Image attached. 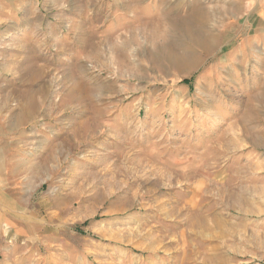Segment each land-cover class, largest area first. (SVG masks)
Here are the masks:
<instances>
[{
	"label": "rangeland",
	"instance_id": "374dc122",
	"mask_svg": "<svg viewBox=\"0 0 264 264\" xmlns=\"http://www.w3.org/2000/svg\"><path fill=\"white\" fill-rule=\"evenodd\" d=\"M27 1L0 126L54 235L0 210V264H264V0Z\"/></svg>",
	"mask_w": 264,
	"mask_h": 264
},
{
	"label": "crops",
	"instance_id": "0c3cea01",
	"mask_svg": "<svg viewBox=\"0 0 264 264\" xmlns=\"http://www.w3.org/2000/svg\"><path fill=\"white\" fill-rule=\"evenodd\" d=\"M243 2L261 3V0H244ZM27 3L34 2L19 0L11 6L7 0H0V19L8 18L10 14L14 13H16V16L19 17V15H22L20 10L22 7L25 8ZM179 5L180 3L178 4V9L180 8ZM0 80H2L1 77ZM17 127L18 131L21 129V131L25 133L26 128H22L21 126ZM12 130L15 129H11L10 126H0V210L2 211V209H4L5 211L10 210L18 212L17 217L22 220L24 225L20 229L21 232L18 233L20 236H29L28 233L36 236L37 233L40 232L41 239L46 241L47 239H50L54 233L44 232L41 221L33 219V216L27 213L28 211L25 212L22 208H19L25 205V202L23 200L20 201L19 198L22 196L20 190L25 187L24 181L26 180L25 177H21L22 173L25 172L24 164L26 159V145L24 140L25 137L22 136L23 139H20V136H17L16 139L15 135H11L10 133ZM37 137L40 139V130L38 129ZM10 166H14L15 168L10 170ZM20 168L24 170L20 171ZM11 192L17 195V198H15L16 200L12 199V197L10 198ZM30 239L31 237H29V240Z\"/></svg>",
	"mask_w": 264,
	"mask_h": 264
}]
</instances>
